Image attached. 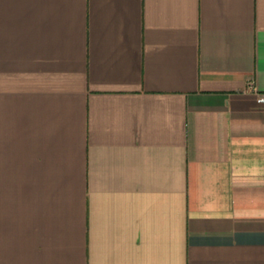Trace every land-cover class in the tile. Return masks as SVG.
I'll return each mask as SVG.
<instances>
[{"label": "crops", "instance_id": "obj_1", "mask_svg": "<svg viewBox=\"0 0 264 264\" xmlns=\"http://www.w3.org/2000/svg\"><path fill=\"white\" fill-rule=\"evenodd\" d=\"M264 0H0V264H264Z\"/></svg>", "mask_w": 264, "mask_h": 264}, {"label": "built area", "instance_id": "obj_2", "mask_svg": "<svg viewBox=\"0 0 264 264\" xmlns=\"http://www.w3.org/2000/svg\"><path fill=\"white\" fill-rule=\"evenodd\" d=\"M259 99L264 101V94H262Z\"/></svg>", "mask_w": 264, "mask_h": 264}]
</instances>
